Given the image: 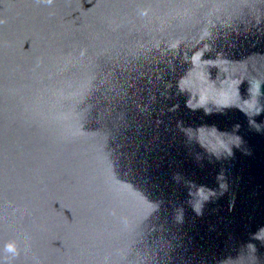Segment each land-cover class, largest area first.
Returning a JSON list of instances; mask_svg holds the SVG:
<instances>
[{
    "label": "water",
    "instance_id": "1",
    "mask_svg": "<svg viewBox=\"0 0 264 264\" xmlns=\"http://www.w3.org/2000/svg\"><path fill=\"white\" fill-rule=\"evenodd\" d=\"M0 264H264V0H0Z\"/></svg>",
    "mask_w": 264,
    "mask_h": 264
},
{
    "label": "clouds",
    "instance_id": "2",
    "mask_svg": "<svg viewBox=\"0 0 264 264\" xmlns=\"http://www.w3.org/2000/svg\"><path fill=\"white\" fill-rule=\"evenodd\" d=\"M7 250L8 251H14V245L13 244L7 245Z\"/></svg>",
    "mask_w": 264,
    "mask_h": 264
}]
</instances>
